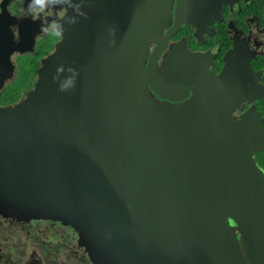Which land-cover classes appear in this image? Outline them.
I'll use <instances>...</instances> for the list:
<instances>
[{
	"label": "water",
	"instance_id": "water-1",
	"mask_svg": "<svg viewBox=\"0 0 264 264\" xmlns=\"http://www.w3.org/2000/svg\"><path fill=\"white\" fill-rule=\"evenodd\" d=\"M133 1L66 14L34 88L0 109V215L70 226L91 264H264V130L254 108L234 115L257 96L253 54L234 42L214 74L183 41L158 67L180 24L200 33L178 12L205 0H176L177 13ZM182 81L179 96L162 90Z\"/></svg>",
	"mask_w": 264,
	"mask_h": 264
},
{
	"label": "flooded vegetation",
	"instance_id": "flooded-vegetation-1",
	"mask_svg": "<svg viewBox=\"0 0 264 264\" xmlns=\"http://www.w3.org/2000/svg\"><path fill=\"white\" fill-rule=\"evenodd\" d=\"M64 1L48 0L41 10L38 5L30 9L29 5L32 0H0V109L20 103L34 88L42 59L55 49L62 37L61 28L64 25L62 23L66 14L97 13L100 18L99 13H134L135 8L133 0H130V3L127 0L129 5L126 9H122L121 4H119L120 9L118 8V0H109V2L104 0V3L103 0H95L93 10L87 9L84 4L80 7L71 5L68 0L66 3ZM176 3L177 1L173 0V13H177ZM196 7L200 8L178 13H186V17L189 16L190 20L192 13L195 14L197 18L193 21L199 27L200 33H194L196 29L194 23L180 24L177 31L167 41L166 48L155 58L157 66L165 65L171 46L180 45L184 41V47L188 51L205 53L204 62L207 63L209 70L214 74H219L226 64L224 58L226 52L234 46V42H238V46L246 54H253L249 63L253 69L256 84L253 87L248 83L246 87H252L254 95L257 94V96L252 102H243L240 108L235 110L234 115L240 116L252 107L260 114V124L264 130V0H205ZM147 13H150V9ZM172 25L173 18L162 34H165ZM159 38L160 36L154 37L158 40ZM154 47L153 42L149 43V54ZM180 67L183 68V66ZM198 74L199 72L195 73V76ZM183 84L185 82L182 81L175 85H163L162 90L171 96H179L184 89ZM195 87L192 85L188 89L187 98L192 96ZM153 94L158 100L171 105H177L184 100H169L155 92ZM254 156L257 165L264 171V147ZM19 222L22 223L21 228L23 229L26 221ZM37 223H43L49 230V227L56 222L30 220L26 224L33 226ZM35 236L39 238V235ZM77 247L81 248L78 245ZM65 252H70V250ZM81 252L85 253L83 250ZM66 256L68 257L69 253ZM44 258L41 257L38 264H53L52 259L47 257L43 260ZM68 260L60 259V262L63 264ZM9 262L10 259L0 253V264Z\"/></svg>",
	"mask_w": 264,
	"mask_h": 264
},
{
	"label": "trees",
	"instance_id": "trees-1",
	"mask_svg": "<svg viewBox=\"0 0 264 264\" xmlns=\"http://www.w3.org/2000/svg\"><path fill=\"white\" fill-rule=\"evenodd\" d=\"M40 221V220H38ZM56 223H53L54 226H58L63 229L62 232H56L53 230L54 227L51 228L50 233L44 231L40 235L37 234L34 230V225H28L24 223L23 229L20 226L13 227L15 230V234L9 232V228L7 227V222H2V228L0 227V234L1 236H22L26 235L28 236V231L32 233L31 236H34L35 239H37L38 244H41L44 247V251L49 253V256L52 258L53 264H61L58 263L60 259L66 260L69 259L68 261H65L63 264H90L87 255L85 253H82L81 250L82 248L77 247L76 243V233L75 231L70 227V226H64L58 223V221H54ZM50 228V227H49ZM5 232V233H4ZM68 233V234H67ZM39 235V238L36 237L35 235ZM72 252V256H66L69 251ZM15 251V250H14ZM51 252H54L55 254L52 255ZM73 252L75 254H73ZM81 252V253H80ZM47 257H45L43 260H46ZM50 258V259H51ZM75 260V261H73Z\"/></svg>",
	"mask_w": 264,
	"mask_h": 264
},
{
	"label": "rangeland",
	"instance_id": "rangeland-1",
	"mask_svg": "<svg viewBox=\"0 0 264 264\" xmlns=\"http://www.w3.org/2000/svg\"><path fill=\"white\" fill-rule=\"evenodd\" d=\"M2 222H7L9 232L14 234L16 233L13 228L15 225L22 227V223L17 220H8L0 217V225H2ZM0 227L2 228V226ZM52 227H54L53 230L56 232H62L63 230L62 228L54 225H52L48 230L43 223L34 224V230L39 235L45 230L50 233ZM28 232V236H1L0 234V253H3L10 259V262L7 264H38L41 257L51 258L49 253L44 251V247L39 245L37 240L34 239L35 237L31 236L32 233H30V231ZM68 253L69 256H72V252ZM51 254L54 255L55 253L51 252Z\"/></svg>",
	"mask_w": 264,
	"mask_h": 264
},
{
	"label": "clouds",
	"instance_id": "clouds-1",
	"mask_svg": "<svg viewBox=\"0 0 264 264\" xmlns=\"http://www.w3.org/2000/svg\"><path fill=\"white\" fill-rule=\"evenodd\" d=\"M46 0H32V3L29 5L30 9H34V6H40L41 10L45 5Z\"/></svg>",
	"mask_w": 264,
	"mask_h": 264
}]
</instances>
